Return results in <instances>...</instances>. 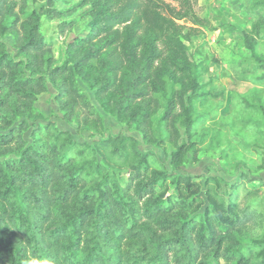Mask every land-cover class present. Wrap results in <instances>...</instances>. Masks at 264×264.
Wrapping results in <instances>:
<instances>
[{
	"label": "trees",
	"instance_id": "1",
	"mask_svg": "<svg viewBox=\"0 0 264 264\" xmlns=\"http://www.w3.org/2000/svg\"><path fill=\"white\" fill-rule=\"evenodd\" d=\"M54 4L0 0V264H264V235L256 234L264 231V211L235 194L250 178L240 174L226 203L218 189L201 194L194 176L176 172L206 136L199 128L208 116L196 113V99L215 94L200 92L187 45L207 23L193 1ZM77 8H84L79 17L90 18L87 32L66 42L59 60L42 33V17L58 19L64 35L78 22L66 19ZM249 11L256 16L242 45L256 62L254 72L261 71L255 81L264 82L257 52L264 0H254ZM49 87L64 119L92 143L73 139L52 120L37 121L34 103ZM244 103L264 117L257 98ZM102 110L134 127L145 144L169 148L172 170L135 136L107 134ZM240 117L247 129L251 118ZM170 178L176 195L166 194ZM210 181L220 186L211 176L204 183ZM243 237L250 240L246 249Z\"/></svg>",
	"mask_w": 264,
	"mask_h": 264
},
{
	"label": "rangeland",
	"instance_id": "2",
	"mask_svg": "<svg viewBox=\"0 0 264 264\" xmlns=\"http://www.w3.org/2000/svg\"><path fill=\"white\" fill-rule=\"evenodd\" d=\"M77 1L55 0L54 5L58 8H70ZM192 1L195 13L206 18L207 23L187 45L196 61L201 84L200 92L207 91L215 94L213 96L201 95L196 99V113L206 112L208 116L199 128L200 134L206 133V136L199 138V144L196 146L197 154L194 155L193 150H189L176 172L194 176L195 189L201 194L205 193L204 191L208 188L218 189L226 196V203L230 201L229 192L232 190V184L243 173L250 180L248 182L243 180L242 184L240 183L235 189L237 199L241 204L258 203V208L264 211V201H262L264 195V117H261V110H244L246 107L244 99H247L248 103H254L257 98L264 107V82L255 81L254 77L261 71L259 69L254 72L256 62L242 45L243 33L249 30L256 16L249 11L254 0ZM83 11L84 8H77L71 15L66 16V19L76 18L78 22L64 35L57 32L58 19L47 20L42 17V33L46 40L53 41V53L57 59H62L66 42L87 32L90 18L88 16L79 17ZM184 22L191 24L187 19ZM4 40L12 50V46L10 47L12 37L6 36ZM257 52L264 57V40L258 44ZM80 83L94 100V89L90 84L81 80ZM54 94L55 90L49 87L47 91L38 95L34 108L35 113L40 114L41 117L37 121L52 120L59 130H69L73 139L92 143L88 132L77 131L74 123H69L64 119V113L55 102ZM97 105L100 107L98 103ZM102 113L107 126V134L135 136L138 138L141 149H153L167 169L172 170L169 148L162 150L161 147L145 144L134 127L117 120L110 113L103 110ZM237 116L251 118L247 129L243 128ZM181 132L183 133L182 128ZM28 135L29 132L25 134L29 138ZM210 176L218 179L219 187L215 185V182L204 183L206 177ZM165 187L167 195L177 194L171 178L166 181ZM255 188L260 189L259 193L250 195L246 193H251ZM200 200L202 199H197L196 203ZM257 233L264 235V231L258 230ZM242 240L246 249L250 240L245 237Z\"/></svg>",
	"mask_w": 264,
	"mask_h": 264
}]
</instances>
